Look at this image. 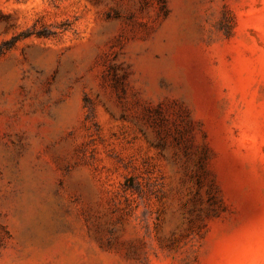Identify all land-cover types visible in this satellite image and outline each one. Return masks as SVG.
<instances>
[{"label": "rangeland", "instance_id": "obj_1", "mask_svg": "<svg viewBox=\"0 0 264 264\" xmlns=\"http://www.w3.org/2000/svg\"><path fill=\"white\" fill-rule=\"evenodd\" d=\"M0 264H264V0H0Z\"/></svg>", "mask_w": 264, "mask_h": 264}, {"label": "trees", "instance_id": "obj_2", "mask_svg": "<svg viewBox=\"0 0 264 264\" xmlns=\"http://www.w3.org/2000/svg\"><path fill=\"white\" fill-rule=\"evenodd\" d=\"M39 36H42L43 34L42 33H37Z\"/></svg>", "mask_w": 264, "mask_h": 264}]
</instances>
